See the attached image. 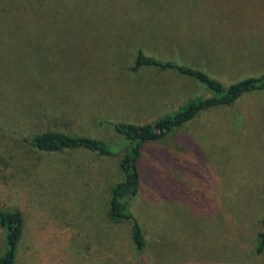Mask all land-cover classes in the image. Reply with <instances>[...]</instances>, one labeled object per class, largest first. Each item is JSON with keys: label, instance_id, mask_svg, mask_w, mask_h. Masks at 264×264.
<instances>
[{"label": "rangeland", "instance_id": "obj_1", "mask_svg": "<svg viewBox=\"0 0 264 264\" xmlns=\"http://www.w3.org/2000/svg\"><path fill=\"white\" fill-rule=\"evenodd\" d=\"M12 7V8H11ZM139 51L231 85L264 73V0H0V209H19L16 264H264V92L202 113L143 152L132 224L109 217L120 157L40 154L58 130L103 140L102 122L145 126L205 89L131 71ZM6 249L0 227V256Z\"/></svg>", "mask_w": 264, "mask_h": 264}, {"label": "trees", "instance_id": "obj_2", "mask_svg": "<svg viewBox=\"0 0 264 264\" xmlns=\"http://www.w3.org/2000/svg\"><path fill=\"white\" fill-rule=\"evenodd\" d=\"M145 68H153L160 72L172 71L192 79L205 89L207 96L192 98L179 109L145 126L125 122H102L101 127L107 125L115 134L111 141L58 130L42 131L25 140L32 150L40 154L82 150L98 158L120 157L118 166L121 179L111 188L109 217L115 223L127 221L132 224V241L138 251L145 248L147 239L140 221L131 210V205L140 195L142 188L141 161L145 147L149 143L164 140L173 132L196 120L204 112L233 106L246 94L264 92V73L225 85L202 69L178 61H162L139 51L131 71L136 73ZM262 225L263 230L259 234L255 250L258 255L264 253V220ZM0 227L6 235V249L0 256V264H16L25 230L23 212L16 208L0 209Z\"/></svg>", "mask_w": 264, "mask_h": 264}, {"label": "crops", "instance_id": "obj_3", "mask_svg": "<svg viewBox=\"0 0 264 264\" xmlns=\"http://www.w3.org/2000/svg\"><path fill=\"white\" fill-rule=\"evenodd\" d=\"M264 254V253H263Z\"/></svg>", "mask_w": 264, "mask_h": 264}]
</instances>
